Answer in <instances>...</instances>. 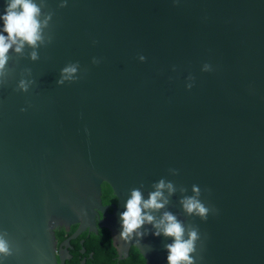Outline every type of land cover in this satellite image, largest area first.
<instances>
[{
    "label": "water",
    "instance_id": "water-1",
    "mask_svg": "<svg viewBox=\"0 0 264 264\" xmlns=\"http://www.w3.org/2000/svg\"><path fill=\"white\" fill-rule=\"evenodd\" d=\"M35 2L44 42L13 45L0 76V264H65L100 213L120 260L136 246L169 264L151 224L120 236L132 189L146 200L162 179L175 191L152 214L198 231L194 264H264V0ZM194 185L207 220L183 207Z\"/></svg>",
    "mask_w": 264,
    "mask_h": 264
},
{
    "label": "clouds",
    "instance_id": "clouds-1",
    "mask_svg": "<svg viewBox=\"0 0 264 264\" xmlns=\"http://www.w3.org/2000/svg\"><path fill=\"white\" fill-rule=\"evenodd\" d=\"M41 16V4L35 0H5V9L0 14V20L3 21V31L0 32V76L4 75V66L8 61L9 50L13 48V45L16 46L15 51L21 53L25 44L35 48L39 46L38 42H44L43 28L47 27L51 14L43 20ZM31 56L33 60L38 58L36 52H33ZM76 71L75 65L64 68L63 73L65 75L58 83H63L64 79H73L72 74ZM28 87L27 81H20L19 88L21 90L27 92ZM188 87L191 89L192 85ZM155 188L156 190L149 193V198L146 200L143 198L140 189H132L131 196L126 202V211L120 213L122 220L120 236L128 240L132 239L133 236L143 237L145 233L138 230L147 222L156 228L154 233L156 236L163 233L165 236L173 237L172 242L165 245L168 250L169 264H194L196 242L199 239L198 231L196 229L188 231L186 238L185 226L172 212L165 211L163 216L156 220L151 210H160L168 203V199L162 190L167 188L171 194L175 188L171 182L166 183L163 179L155 185ZM193 191L196 196L185 197L182 200L183 207L189 214L195 213L207 220L209 208L197 198L200 194V188L194 185ZM0 252L9 253L8 245L3 239H0Z\"/></svg>",
    "mask_w": 264,
    "mask_h": 264
},
{
    "label": "trees",
    "instance_id": "trees-1",
    "mask_svg": "<svg viewBox=\"0 0 264 264\" xmlns=\"http://www.w3.org/2000/svg\"><path fill=\"white\" fill-rule=\"evenodd\" d=\"M112 187L104 183L103 201L104 204H110L117 201ZM79 228V225H72L70 231L64 227L55 229L58 244H61L66 238L72 236ZM69 251L71 258L67 259L65 264H147L136 246H131L127 258L120 260L119 250L114 244L112 230L106 227L100 228L99 233L86 231L81 236L70 239Z\"/></svg>",
    "mask_w": 264,
    "mask_h": 264
},
{
    "label": "flooded vegetation",
    "instance_id": "flooded-vegetation-1",
    "mask_svg": "<svg viewBox=\"0 0 264 264\" xmlns=\"http://www.w3.org/2000/svg\"><path fill=\"white\" fill-rule=\"evenodd\" d=\"M115 204H118V199L117 201H112L110 204H106V206H110V212L112 213L114 211V205ZM103 215L100 213V215L98 216V228H99V231H100V228L101 227V221L103 220ZM87 231H90V230H87Z\"/></svg>",
    "mask_w": 264,
    "mask_h": 264
}]
</instances>
